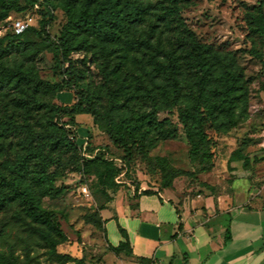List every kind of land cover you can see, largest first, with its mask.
<instances>
[{
    "label": "rangeland",
    "instance_id": "obj_1",
    "mask_svg": "<svg viewBox=\"0 0 264 264\" xmlns=\"http://www.w3.org/2000/svg\"><path fill=\"white\" fill-rule=\"evenodd\" d=\"M18 1L20 7L26 9L23 12L14 9L7 20L0 22L2 69L15 68L21 60L5 39L13 20L32 16L34 28H39L40 21L48 18L47 32L54 41L68 22L63 10L68 0ZM260 5L264 16V0H192L181 5V17L187 27L201 42L226 53L234 72L244 76L249 89L248 97L238 104L232 128L215 131L210 123H204L207 141L196 137L195 150L180 118L190 107L176 99L171 91L170 95L163 93L148 79L133 78L131 74L135 69L128 73L123 71L120 77L112 76L107 81L102 70H114L118 59L108 58L95 48L72 55L83 77L77 85L56 96H41L42 107L37 105L29 113L20 112L16 109L19 95L7 90L0 101V120L13 117L18 124L29 125L32 148L43 142L49 153L47 136L51 131L66 136L71 143V146L51 152L48 165H36L38 161L31 165L33 172L43 171L50 176L49 194L42 198L41 208L52 215L65 234L66 240L56 250L68 259L53 255L47 239L27 228L25 215L17 202H4L1 198L0 255L14 256L20 263L27 264H123L120 259L130 260L128 249L119 256L114 255L105 231L85 226L81 219L83 212L95 213L104 208L108 192L112 190L104 180L83 170L85 162L96 157L112 162L117 168L116 186L133 187L137 192L142 188L143 192L169 188L181 197L192 198L214 191L233 170L240 156L264 152V28L257 27ZM262 21L264 23V19ZM148 31V26H144L135 35L146 37ZM24 39L42 41L33 33L26 34ZM252 49L260 58L253 55ZM5 50L8 53L3 54ZM45 55L48 61L56 63V68L40 72V78L52 84L61 83L65 80L67 66L61 64L60 52L49 43ZM222 71L220 68L218 74ZM122 80H125L124 85ZM190 91L184 87L181 98ZM82 95L102 111L113 109L120 126L133 127L137 120L149 116L153 122H163L165 131L160 133L147 121L144 125L139 121L140 131L135 141L126 137V151L114 145L107 121L70 111ZM53 107L69 109L54 115ZM197 111L203 113L204 109ZM173 134L175 136H171ZM25 137V133L0 135V174L5 172L7 162H16L24 153ZM245 186L247 181L236 184L239 189Z\"/></svg>",
    "mask_w": 264,
    "mask_h": 264
},
{
    "label": "trees",
    "instance_id": "obj_2",
    "mask_svg": "<svg viewBox=\"0 0 264 264\" xmlns=\"http://www.w3.org/2000/svg\"><path fill=\"white\" fill-rule=\"evenodd\" d=\"M191 1L68 0L63 8L68 22L55 41L47 32L49 19L46 17L40 21L39 28H34V25L22 35L18 36L10 29L5 39L12 45L11 51L19 55L21 60L15 68H0V101L9 90L19 95L16 109L20 112L29 113L30 109L37 105L42 107L44 104H40L41 96H56L66 88L77 85L83 77V72L78 68V61L72 60V55L95 48L108 58L118 59V66L114 70H102L107 81L112 76L120 77L123 71L128 73L135 69L131 74L133 78L148 79L151 85L168 95L171 91L176 99L190 107L189 111L181 113L180 118L195 150L196 137L203 142L207 141L204 123H210L215 131H228L232 128L238 104L248 97L249 89L244 76L234 72L229 56L214 45L201 42L183 22L181 5ZM14 9L23 12L26 7H20L18 0H0V22L7 20L9 13ZM258 11L257 27L262 29L264 16L261 13V5ZM144 26L149 28L147 36L136 37V32ZM29 33H33L42 41L24 39ZM49 43L55 45L60 52L61 64L67 66L64 71L65 80L57 84L45 82L39 75L42 71L56 68V63L48 61L45 55ZM4 52L8 53L7 50L2 51L3 54ZM252 52L255 57L260 58L256 50L252 49ZM144 55L147 60H144ZM220 68L223 71L218 74ZM125 80H122L123 85ZM184 87L191 91L181 98ZM68 109L53 107L52 111L54 115H58ZM199 109H204V112L197 111ZM70 111L75 115L88 114L107 121L108 133L114 145L126 151V137L128 135L135 141L139 133L137 131H140L137 128L139 121L143 125L147 121L148 125L160 133L165 131L163 122H153L149 116L144 120H137L133 127L120 126L113 109H98L86 95H82L80 102ZM19 133L26 135L23 143L24 153L17 157L16 162H7L5 172L0 174L1 201L17 202L25 215L27 228L47 239L53 255L68 259V256L58 254L56 250L57 246L66 240L65 234L58 228L52 215L41 208L42 198L49 194L50 176L43 171L33 172L31 165L33 161H38L36 165H48L51 152L55 153L61 147L71 146V143L66 136L51 131L47 136L50 143L49 153H46L43 142L32 148L33 138L29 125H20L13 117L0 120V135ZM240 159L248 163V154L236 160ZM83 170L104 180L112 189L110 192L120 189L115 184L118 170L112 162L96 157L85 162ZM100 211L83 212V224L104 232ZM120 232L125 241L118 247L110 246L109 249L116 256L128 249V255L132 256L128 236L121 227ZM0 264L27 263H20L14 256L0 255Z\"/></svg>",
    "mask_w": 264,
    "mask_h": 264
},
{
    "label": "crops",
    "instance_id": "obj_3",
    "mask_svg": "<svg viewBox=\"0 0 264 264\" xmlns=\"http://www.w3.org/2000/svg\"><path fill=\"white\" fill-rule=\"evenodd\" d=\"M109 195L100 215L111 246L125 241L120 227L128 236L133 254L123 264H264L263 151L248 154V163L236 160L206 195L133 187Z\"/></svg>",
    "mask_w": 264,
    "mask_h": 264
},
{
    "label": "built area",
    "instance_id": "obj_4",
    "mask_svg": "<svg viewBox=\"0 0 264 264\" xmlns=\"http://www.w3.org/2000/svg\"><path fill=\"white\" fill-rule=\"evenodd\" d=\"M35 25V20L32 16H27L22 19L13 20L10 24V28L13 30L14 34L22 35L28 29Z\"/></svg>",
    "mask_w": 264,
    "mask_h": 264
}]
</instances>
